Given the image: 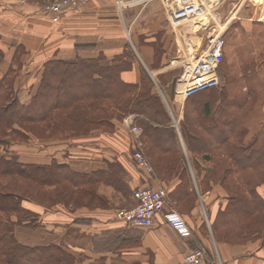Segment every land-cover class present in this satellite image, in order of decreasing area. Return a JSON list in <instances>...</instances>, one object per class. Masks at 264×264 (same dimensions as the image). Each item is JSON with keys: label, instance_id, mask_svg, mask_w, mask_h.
Returning <instances> with one entry per match:
<instances>
[{"label": "trees", "instance_id": "1", "mask_svg": "<svg viewBox=\"0 0 264 264\" xmlns=\"http://www.w3.org/2000/svg\"><path fill=\"white\" fill-rule=\"evenodd\" d=\"M124 53L111 58L101 54L96 58L46 61L26 102L20 99L16 76L10 69L0 77V147L28 141L32 134H39L41 125L44 134L58 132L70 137L103 128L112 131L126 115L135 114L144 129L141 139L148 144L147 156L158 151L176 157L172 171L180 172L183 182L171 193L172 199L178 205L184 198L197 200V194L189 192L188 167L180 150L182 141L197 171L201 169L197 164L199 156L213 162L208 173L201 179L199 176L200 194L213 189L212 182L227 193L225 207L219 209L212 222L217 239L220 230L235 229L237 232L231 236L235 239H230L243 243L259 238L264 243V197L257 190L264 182V134L248 138L252 131L248 110L253 108L257 88L243 92L230 82L208 89L212 92L203 99H194L193 95L186 99L184 118L177 128L143 69L139 81L122 78V72L130 70L131 65L115 61ZM3 55L0 52V60ZM106 163L107 170L79 174L56 159L50 164L23 163L7 149L0 157V264H74V255L59 244H21L15 227L37 226V213L24 206L26 199L36 198V188L51 191L47 196L50 203L57 198L54 192L63 182L70 185V195L99 183L128 194L130 175L123 165L118 161ZM89 198L96 199L95 189ZM247 221L252 226L242 228Z\"/></svg>", "mask_w": 264, "mask_h": 264}, {"label": "crops", "instance_id": "2", "mask_svg": "<svg viewBox=\"0 0 264 264\" xmlns=\"http://www.w3.org/2000/svg\"><path fill=\"white\" fill-rule=\"evenodd\" d=\"M6 1L0 0V52L4 54L0 60V77L13 67L16 54L22 52L21 60L25 71L17 80L16 86L23 102L29 100L31 88L39 82L46 61L54 58H96L103 51L104 47L99 45L102 42H98L97 37L103 38L104 33L86 28L84 20L89 14H102L111 21L118 17V9L115 10L116 0H91L88 4L63 14L59 23L52 22L40 10L28 13L24 8L25 10L21 9L18 13ZM258 4L260 12L247 19L251 21V25L247 24L246 39L237 38L236 43L230 46V59L225 52L223 63L230 68L229 73L225 70L224 84L234 82L236 88L243 92L251 91L252 87L257 88L255 98L260 102L258 108L264 116V0H259ZM14 12L18 14L14 16ZM229 14L231 22L236 14L234 10ZM9 19L11 22L6 23ZM107 34L111 36V32ZM109 44L118 45V41L111 40ZM136 48L146 62L153 59L151 44H139ZM120 51L119 45L115 50L105 53L115 55ZM134 70L125 71L123 79L128 82L138 81L137 72ZM179 118H183V112ZM96 140L94 145L86 142L75 143L71 149L65 146L60 149L59 145L34 140L31 153L25 152L27 148L24 145L16 147L23 154V162L50 164L56 159L60 163L71 165L74 171L90 174L103 170L106 161H118L130 175L128 194L121 193L107 183H99L95 187L99 205L93 207L74 208L63 205L50 208L25 201L26 208L39 214L40 227H19L16 235L21 243L62 245L74 255V264H181L184 256L198 247H205L213 257L219 256L223 264H264V243L261 239H250L243 243L215 240L214 243L212 222L219 209L225 207L227 193L221 185L213 182V189L203 195L198 187L199 176L201 179L208 173L213 167L212 161H208L206 166L202 162L201 167V160L197 159L202 176L195 174V168L187 169L191 185L189 192L197 194V200L195 203L192 201L190 209L180 210L177 202L172 199L191 230L189 236H184L168 225L160 215L151 227L133 226L115 216L118 200H124L127 203L125 207L136 204L134 190L139 187L163 188L171 197V193L183 182L180 172L172 171L170 177L163 178L160 175L162 170L156 168L155 175H148L137 166L133 157H109L113 145H104L102 133L96 134ZM113 143L119 145V135L114 137ZM144 152L146 154L145 149ZM113 154L118 152L114 151ZM259 191L264 196V185ZM41 238L44 241L40 242Z\"/></svg>", "mask_w": 264, "mask_h": 264}, {"label": "rangeland", "instance_id": "3", "mask_svg": "<svg viewBox=\"0 0 264 264\" xmlns=\"http://www.w3.org/2000/svg\"><path fill=\"white\" fill-rule=\"evenodd\" d=\"M6 1V0H5ZM37 3H34V1L31 0H7V4L11 6L13 9H15L18 13H20L21 9H26L28 13L33 12L34 10H42L45 6L54 4L58 0H37ZM206 1V0H205ZM259 0H211L210 3L206 2L204 9L202 10L203 13H205L206 16V23H200L198 19L192 18L190 21H188L186 24L175 26L172 25L166 16V13L164 11V8L161 4L160 0L154 1L150 4H139L134 6H129V8H125L124 10H120L119 6L115 5V10L118 9L117 12V20L111 21L106 18V16H102V14H89L88 17L84 20V22L87 24L86 28L89 31L96 30V32L104 33V37H97L98 42H102L99 45L100 47H104L102 49L103 51L99 54H105L108 57H113L115 55H108L106 54L107 51H113L116 47L120 45V53L125 52L122 56H120L119 61L115 62H123L122 64H130V70L126 71H136L138 81L140 79L141 69H143L147 75L150 77L153 83L154 91L158 94L159 98L161 99L165 109L167 110V113L169 116L172 117L173 120H177L176 123L174 122V125L178 128L179 122L184 118V108H185V102L186 99H184L182 90L179 89V83L180 78L182 77V74L185 70L186 61L188 62V58L191 56L190 54H197L203 47L206 36L209 31L216 32L219 30L224 29L225 24L227 23V19L229 17V13L234 10V14H236L235 18L228 23L226 34H225V40L227 47L225 48L226 55L228 58H231L230 54V46L233 45V43H236L237 38L240 39L243 37L246 39V27L247 24H250L251 21L247 20L249 18H252L256 16L260 12V8L258 7ZM117 6V7H116ZM24 9V10H25ZM15 11V12H16ZM14 12V16L17 15ZM204 17V16H201ZM216 19L214 20L213 18ZM51 20V19H50ZM52 21V20H51ZM1 22V21H0ZM10 19L7 20L6 23H10ZM61 22V20L59 21ZM54 22V23H59ZM256 20L252 23H255ZM3 23V22H2ZM15 22H13L14 24ZM26 23V22H24ZM206 24L208 25L207 30L201 29V25ZM251 25V24H250ZM216 29V31H215ZM108 32H111V36H108ZM111 40L114 42L118 41V45L115 44H109L111 43ZM135 41V43L133 42ZM141 44H151V48L153 49V59L150 60V62H146L145 59L139 54L137 50V46ZM194 44H198L200 46V49L194 48ZM115 46V47H114ZM197 49V50H194ZM106 52V53H105ZM4 56V55H3ZM23 53L20 52L16 54L15 59L13 60V69L12 74L16 76L15 79V85L17 83V80L22 76L23 72L25 71V68H23L22 59ZM112 61V60H111ZM148 64H153L152 66H149ZM226 66V67H225ZM132 67V69H131ZM229 65H225L224 63L221 66L220 69V75H221V83L219 87L223 86L224 84V74L225 70L227 73H229ZM10 70V69H9ZM8 70V71H9ZM234 70V69H233ZM7 71V72H8ZM122 72V78L123 73ZM233 72V71H232ZM7 74V73H6ZM128 82V81H127ZM217 87V88H219ZM17 88V86H16ZM211 90V89H210ZM205 91L202 93L196 94L194 99H203L207 95H209L212 91ZM260 102L256 100V98L252 101L251 106L253 108H250L248 110V122H249V128L253 131L249 135L248 138L253 136L255 133H258L259 137H262L264 134V116L261 115V110L258 108ZM183 112V118L180 119V115ZM174 116V117H173ZM130 118L134 121V123L138 126H140L143 129L142 123L140 119L135 114L126 115L122 120L118 121L116 123V126L114 130H110L108 128H103L100 130H94L90 131L84 134L81 132H78L74 136H67L62 133L53 132L49 134L46 132L45 134L42 132V125L40 129L38 130L39 134H32L31 138L28 141H21V142H14L12 144H8L6 146L0 147V157L5 154V151L8 149L10 153L16 154L19 157V160L22 161V156L20 152L16 149L17 146L22 147L21 145H24L27 149H25V152L31 153V144L32 141H41L44 143H50L52 145H59L58 148H62L63 146L67 147L68 149L73 148L75 143H81L86 142L89 145H94L96 143V134L102 133L104 136V145H113V149L110 151L112 152L109 157H117V155L121 157L131 158L133 157V152L135 150V140L134 137L130 131V127L126 124V119ZM176 118V119H175ZM180 119V120H179ZM38 128V126H36ZM42 130V131H41ZM116 135H119V145L113 143V139ZM180 135V134H179ZM67 136V137H66ZM145 137V136H144ZM181 140V139H180ZM167 141V140H166ZM166 145H169V140L166 142ZM145 143V151L147 150V143ZM180 150L181 155L183 156L184 160L186 161V165L188 169L190 170L191 167L195 168V165H192L191 161V154L186 149L184 143L181 141L180 143ZM61 145V146H60ZM109 146H107L108 148ZM21 149V148H20ZM114 151H117L118 154L114 155ZM27 156H30V154H26ZM26 155L24 157H26ZM68 156V154H67ZM148 157L151 159V163L153 165V168H158L160 171V175L163 178L170 177L172 173V163L176 159L175 156L169 155L167 153H162L158 151H154L153 154L148 155ZM200 166L202 162L207 165L206 160L201 158V156L198 157ZM58 161V160H57ZM134 161V160H133ZM23 163H31V162H23ZM71 167V165H69ZM104 169H109V164H104ZM73 167H71L72 169ZM73 170V169H72ZM80 174V172L75 171ZM196 175H201L202 172L195 170ZM197 179V177H196ZM197 182V181H196ZM22 184H28L27 181H21ZM19 183V184H20ZM195 185V181L193 183ZM98 185V184H97ZM95 185H87L83 191L78 192L77 194L70 195V185L67 182H63V184L55 191L54 195L58 194L57 198L53 199V201L50 203L49 200H47V196L50 195L51 191H45L43 188H36L37 191L33 192L35 199H26V202H29L30 204H37L42 207H59L63 205H67V207H80V206H89L93 207L96 205H99V202L94 199H90L89 195L91 194V191L95 189L97 186ZM264 185V182H262L257 190L259 191V188ZM69 191V192H68ZM261 194V192L259 191ZM262 195V194H261ZM263 196V195H262ZM264 197V196H263ZM67 200V201H66ZM169 205H172L178 209V206L175 205V203L172 200V197L169 195L168 199ZM190 200L188 198H184L182 202L179 204L180 210L186 211L190 209L191 207ZM195 203V201H194ZM202 203V201H201ZM127 206V203L124 202V200L120 201L118 200L116 208L120 209ZM116 209V210H117ZM115 210V211H116ZM179 210V209H178ZM36 213V212H35ZM37 221H36V227H33L34 229L40 227L39 222V214L37 213ZM254 224V221L253 223ZM251 227V222L247 221L244 224L241 225L242 228L244 227ZM19 227H26L28 229H32V227H28L25 225H18L15 227V236L16 230ZM213 230V228H212ZM238 230V229H237ZM218 239L215 236L216 232L213 230V236H214V243H216L215 240L219 242H227V243H241L240 240H233L235 238L231 237L234 232H237L235 229L232 231L225 230L219 231ZM28 233V232H27ZM233 238V239H230ZM259 239V238H256ZM18 240V239H17ZM233 240V241H231ZM19 241V240H18ZM44 241L42 238L40 239V242ZM20 242V241H19ZM21 243V242H20ZM23 244V243H21ZM26 245V244H23ZM49 244H41V245H27V246H47ZM62 246V245H61ZM6 264V263H1Z\"/></svg>", "mask_w": 264, "mask_h": 264}, {"label": "built area", "instance_id": "4", "mask_svg": "<svg viewBox=\"0 0 264 264\" xmlns=\"http://www.w3.org/2000/svg\"><path fill=\"white\" fill-rule=\"evenodd\" d=\"M91 0H58L54 4L45 6L41 12L44 16L59 22L62 15L80 6L88 4ZM157 0H116L122 11L129 6L139 4H150ZM168 21L175 26L186 24L192 18L197 17L200 10L204 9L206 2L211 0H160ZM251 1V0H249ZM214 20L216 19L213 18ZM230 22L229 17L224 29L211 32L206 36L202 49L197 54H190L186 61L185 70L180 78L184 80L183 96L185 99L202 91L218 87L221 83L220 69L225 58V32ZM201 29L207 30L208 25L202 24ZM200 49L198 44L194 48ZM194 49V50H197ZM176 119V118H175ZM177 120H175L176 123ZM130 131L135 140L133 158L137 166L148 175H155V170L150 159L144 152L141 139L143 130L130 118L126 119ZM136 204L131 207L117 209V219L127 222L133 226L151 227L155 225L157 216H162L164 221L175 228L180 234L189 236L190 227L186 219L179 213L176 207L169 205L168 192L163 188L139 187L134 190ZM181 264H223L219 256L213 257L205 247H198L189 251Z\"/></svg>", "mask_w": 264, "mask_h": 264}, {"label": "bare ground", "instance_id": "5", "mask_svg": "<svg viewBox=\"0 0 264 264\" xmlns=\"http://www.w3.org/2000/svg\"><path fill=\"white\" fill-rule=\"evenodd\" d=\"M203 10V9H202ZM202 10H200L199 12H198V14H197V17L195 18V19H198V21L200 22V23H206V21H205V19H206V16H205V13H203L202 12ZM201 16H204V17H201ZM184 86H185V82H184V80H182V81H180V83H179V89H183L184 88ZM183 91V90H182ZM185 99V98H184ZM176 125H177V123H176Z\"/></svg>", "mask_w": 264, "mask_h": 264}]
</instances>
